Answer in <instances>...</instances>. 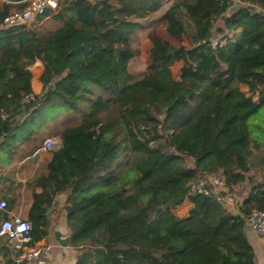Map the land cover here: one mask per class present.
I'll use <instances>...</instances> for the list:
<instances>
[{
  "label": "trees",
  "instance_id": "obj_1",
  "mask_svg": "<svg viewBox=\"0 0 264 264\" xmlns=\"http://www.w3.org/2000/svg\"><path fill=\"white\" fill-rule=\"evenodd\" d=\"M232 1L71 0L52 15L55 31L0 32V139L8 144L29 128L26 146L12 147L21 161L49 137L63 141L29 185L32 244L47 237V213L65 195L77 264H256L247 219L264 211V181L239 215L190 194L200 177L222 174L235 194L252 167L264 173V0ZM13 8L0 2V22ZM153 17L177 44L149 33L146 71L136 77L130 62ZM37 61L40 95L32 89ZM48 107L67 120L40 135ZM186 200L193 209L180 218L173 210ZM0 250L14 264L12 251Z\"/></svg>",
  "mask_w": 264,
  "mask_h": 264
},
{
  "label": "crops",
  "instance_id": "obj_2",
  "mask_svg": "<svg viewBox=\"0 0 264 264\" xmlns=\"http://www.w3.org/2000/svg\"><path fill=\"white\" fill-rule=\"evenodd\" d=\"M172 2V0H166ZM185 45H189L186 40ZM144 44L146 49L152 48L150 36H148ZM176 66L177 72H174L173 68ZM183 61L177 62L173 68V77L179 80L182 74V69L185 67ZM36 67V71L34 68ZM32 89L34 95H40L43 91V84L40 79L44 72V66L41 61H37L32 67ZM241 91L247 96H252L253 100L258 101V92L252 93L248 85H241ZM50 134V133H49ZM52 134V133H51ZM49 138H59L52 136ZM48 139V138H47ZM13 141H16L13 140ZM8 144L4 139H0V195L6 199L9 204V213L0 211V224L6 218L12 215H18L25 220H28V214L33 203V191L29 185L41 174L45 173L48 168V163L52 158L51 151H40L31 155L21 161L19 154L12 149L13 146H20V143ZM14 148V147H13ZM264 181V173L255 167H252L249 174H247L246 181L240 185L234 187V192L237 198V204L235 206L226 208L232 215L240 214V207L248 198L253 186L257 183ZM40 192V190H37ZM65 203L56 200L53 207L49 221L48 235L38 245H48L51 248L48 264H77L79 258V251L71 245L70 231L66 225V219L64 214ZM193 209V204L186 200L183 205L173 210L174 214L180 218H186ZM249 232V231H248ZM250 242L252 243L256 253V264H264V236H255L248 233ZM4 252L0 250V262L1 264H7L8 257H4Z\"/></svg>",
  "mask_w": 264,
  "mask_h": 264
},
{
  "label": "built area",
  "instance_id": "obj_3",
  "mask_svg": "<svg viewBox=\"0 0 264 264\" xmlns=\"http://www.w3.org/2000/svg\"><path fill=\"white\" fill-rule=\"evenodd\" d=\"M71 0H0L14 6L0 22V32L22 25L32 26L40 23V17L48 18L57 14ZM233 0L231 5H236ZM221 43L220 37L214 36L213 47ZM28 101L34 96L27 97ZM63 146L61 138H48L40 151H52ZM190 194L210 197L222 207L229 208L237 204L236 195L229 191L222 174L200 177L190 185ZM0 211H8V201L0 195ZM248 231L255 236H264V211H254L247 219ZM31 223L18 215L3 220L0 224V248H8L13 253L14 264H48L51 248L48 245L32 244ZM1 264V262H0Z\"/></svg>",
  "mask_w": 264,
  "mask_h": 264
},
{
  "label": "rangeland",
  "instance_id": "obj_4",
  "mask_svg": "<svg viewBox=\"0 0 264 264\" xmlns=\"http://www.w3.org/2000/svg\"><path fill=\"white\" fill-rule=\"evenodd\" d=\"M143 24H144V29H141L140 34H139V38L141 40V47H140L141 53L137 58L131 60L130 62V71L136 77L143 76L146 71V63L148 59L149 50L146 49L144 41L149 36V33L153 32L159 36L168 38L164 31L162 22L158 19V17H153L151 20L144 21ZM219 24L221 25V22H219ZM60 27H61V24H59L56 20H54V17L51 16V17L43 19L38 24L28 26V29H37V30H40L41 33H48V32L55 31L56 29ZM218 36L221 38L220 35ZM168 40H170L171 44H177L176 40L174 39L168 38ZM173 69H174L173 70L174 72H177L178 67L176 69V66H175ZM41 115H42L41 116L42 120H48L47 122L49 123L46 122V124L43 125V131L40 133V135L41 134L47 135L49 133L50 134L52 133L53 135L54 132H58L59 130H61L64 127V121L67 120V116H68L67 113H62L61 110L49 109V107L46 108L44 112L41 111ZM28 129L29 128H26V130H23V132L19 134L16 141H13L12 144L14 145L16 143H20V146L24 145L25 144L24 136L26 132L28 131Z\"/></svg>",
  "mask_w": 264,
  "mask_h": 264
},
{
  "label": "water",
  "instance_id": "obj_5",
  "mask_svg": "<svg viewBox=\"0 0 264 264\" xmlns=\"http://www.w3.org/2000/svg\"><path fill=\"white\" fill-rule=\"evenodd\" d=\"M57 200L66 203V201H67V197H66L65 195H62V196H60ZM52 210H53V208H52L50 211H48V213H47V217H50V215H51V213H52Z\"/></svg>",
  "mask_w": 264,
  "mask_h": 264
}]
</instances>
